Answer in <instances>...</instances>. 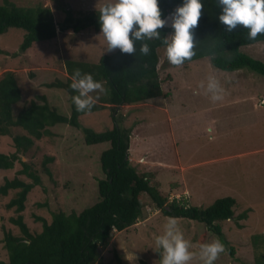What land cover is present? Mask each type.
Returning <instances> with one entry per match:
<instances>
[{"label": "rangeland", "instance_id": "obj_1", "mask_svg": "<svg viewBox=\"0 0 264 264\" xmlns=\"http://www.w3.org/2000/svg\"><path fill=\"white\" fill-rule=\"evenodd\" d=\"M22 7H49L59 31L68 12L75 18L99 10L115 0H11ZM4 0H0L2 4ZM175 11V10H174ZM170 13L165 19L171 27ZM169 35L174 32L171 27ZM26 31L11 27L0 34V78L13 71L22 90V99L14 105V115L31 99L46 95L48 101L64 115L71 114L69 93L48 83L65 80V60L98 62L106 51L101 31L93 27L79 33L59 31L56 38L37 41L24 53L16 54ZM168 35V36H169ZM240 50L264 61V41L243 45ZM159 74L163 95L117 109L124 128H131L130 160L140 174H148L168 202L175 197L191 205L207 207L217 198L233 196L237 200L235 216L221 221L226 252L214 264H254L256 252L264 245L255 244V237L264 234V74L249 68L227 71L216 67L209 57H203L181 67L172 66L166 57V47L159 49ZM216 76L225 89L224 98L212 102L199 88L207 77ZM94 97L100 95L91 93ZM100 97V96H99ZM110 106V105H108ZM83 114L80 121L96 131L112 128V110ZM52 135L37 140L35 146L22 155L40 174L42 184L29 193L25 221L32 231L42 230L37 216L52 219L55 210L81 212L100 200L98 180L105 178L101 153L109 142L87 144L82 131L65 123L50 127ZM15 133H26L16 127ZM16 150L13 138L0 135V153ZM47 157L52 160L47 161ZM47 161L46 163H44ZM46 165L51 176L43 169ZM20 161L11 169H0V185L6 178L18 174ZM16 190L0 195V259L8 260L4 248V232L20 235V228L11 221L17 216L15 208L6 204L16 196ZM144 215L134 225L115 231L109 245L102 248V262L119 264H160L161 250L155 247V237L163 234L169 216L165 215L147 193L141 195ZM245 213V216H240ZM185 239L195 247L220 240L203 222L173 217ZM233 247V253L230 250ZM193 264H199L193 261Z\"/></svg>", "mask_w": 264, "mask_h": 264}, {"label": "trees", "instance_id": "obj_2", "mask_svg": "<svg viewBox=\"0 0 264 264\" xmlns=\"http://www.w3.org/2000/svg\"><path fill=\"white\" fill-rule=\"evenodd\" d=\"M201 2L204 9L199 26L194 31L198 45L196 55L191 61L209 57L216 67L223 70L249 68L264 74V61L240 50L243 45L264 41V35L250 40L248 30L243 27L227 32L226 27L219 21L221 8L216 6V0ZM158 3L162 19H165L177 6L183 5V0H158ZM11 27L26 31L14 56L26 52L37 41L56 38L59 31L71 30L79 33L90 27L101 31L99 10L78 18L69 11L60 23L58 31L51 8L22 7L11 0H4L0 3V34ZM171 30L169 26L160 29L161 37H167ZM146 42L151 49L147 56L140 53L141 42L137 41L135 55L123 54L117 49L113 53L102 55L98 62L65 60L68 76L65 80L58 78L48 83V86L62 88L69 93L70 115L59 112L58 107L48 101L46 94L37 97L42 100L41 103L37 102L36 98L31 99L14 115V105L22 99L21 87L13 71H6L0 78V135L11 136L16 148L9 154L0 153V169H11L20 161L23 167L18 170V174H24L31 179L28 182L15 176L13 179L6 178L0 185V195L3 196L17 189L16 196L11 198L6 206L8 209L15 208L17 216L11 217V221L21 232L18 235L11 230H5L3 242L9 258L0 259V264H111L102 262L101 250L109 245L115 231H122L143 217L144 210L140 199L143 193H147L165 215L203 222L220 237L225 246H229L220 222L235 216V197H219L207 207L191 205L176 197L168 202L159 188L151 184L148 174H140L130 160L131 128H124L120 124L116 113L118 107L163 95L159 74V49L166 46L162 40L153 39ZM75 69H80L82 74H91L94 80L101 82L107 90L106 94L99 95L90 112H78L73 103L72 97L78 95L70 87ZM107 106L112 110V128L96 131L81 123V115L101 111ZM59 123L78 128L87 144L110 143L100 157L105 174V178L98 180L100 200L81 212L67 213L62 209L55 210L51 221L37 216V219L42 221V230L32 231L25 221L23 211L26 209L30 191L36 185L42 184V179L33 164L24 161L22 155L28 153L37 140L52 135L50 127ZM16 127L26 133H15ZM46 159L52 160V157ZM43 169L51 176V170L45 164ZM245 215L243 213L240 216ZM254 240L257 247L260 243L263 247L264 234L256 236ZM230 250L233 253V247H230ZM115 259L119 264H123L118 254ZM254 264H264V251L256 252Z\"/></svg>", "mask_w": 264, "mask_h": 264}, {"label": "clouds", "instance_id": "obj_3", "mask_svg": "<svg viewBox=\"0 0 264 264\" xmlns=\"http://www.w3.org/2000/svg\"><path fill=\"white\" fill-rule=\"evenodd\" d=\"M216 6L221 8L219 21L232 32L238 27L248 30V39L255 40L264 35V0H216ZM204 5L201 0H183L182 6H177L171 15V27L174 32L161 37L160 29L168 25V19H162L158 0H115L99 8V23L101 34L106 41V51L119 49L123 54L135 55L136 42H141L139 51L142 55L150 54L148 40H162L166 46L168 62L175 67H181L186 61H191L196 55L198 42L194 31L199 26ZM70 87L78 93L72 97L78 112H90L97 103L99 95L106 94L101 82L94 80L91 74H82L75 69ZM200 89L210 96L212 102L222 101L225 89L220 80L210 75L207 82H201ZM155 247L160 254V264H214L222 253L226 252L224 244L219 240L203 243L198 251H192L195 246L185 239L178 222L169 217L164 225L163 234L155 237Z\"/></svg>", "mask_w": 264, "mask_h": 264}, {"label": "crops", "instance_id": "obj_4", "mask_svg": "<svg viewBox=\"0 0 264 264\" xmlns=\"http://www.w3.org/2000/svg\"><path fill=\"white\" fill-rule=\"evenodd\" d=\"M67 73V72H66ZM67 76H68V73H67ZM47 95V94H46ZM48 96V95H47Z\"/></svg>", "mask_w": 264, "mask_h": 264}]
</instances>
